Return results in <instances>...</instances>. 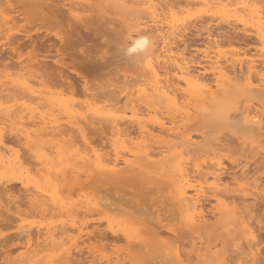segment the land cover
<instances>
[{
    "label": "rangeland",
    "instance_id": "1",
    "mask_svg": "<svg viewBox=\"0 0 264 264\" xmlns=\"http://www.w3.org/2000/svg\"><path fill=\"white\" fill-rule=\"evenodd\" d=\"M3 1H0V133L4 141L0 144V155L3 157H0V159L6 160L5 156H7L6 161L9 162L6 163H8V165L10 164V166H7L5 161H3L5 165L2 164L0 160V185L1 183L5 185L4 187L2 185L0 186V264H28V262L29 264H36L37 262H43V260L44 263L42 264H46L45 261H47V258L48 261H50L49 264H59V256L56 258L57 254L62 253L61 255L64 254L63 256H66L65 251L67 250L72 253L70 260L72 259L73 261L75 258L79 259H77V261L74 260L75 264H78L80 260L81 263L79 264H131V229L133 228L145 231L151 228L158 231L160 235L159 240L156 239V241H160L159 249H163L162 251L159 250L160 255L162 253V255L164 254L167 256V254L169 255L172 252L171 256L175 258L174 250L176 249L179 254L181 252L180 255L182 259H184L186 254L194 259L195 256L192 252V248H195L194 246L197 242L196 246H200L202 243L203 246L208 245L214 248V250L210 248V252H217V249L222 248L219 251H223L226 255H224L225 261L228 264H264V196L261 197V193L256 195L257 198L250 196L248 199H245L240 192L235 195H232V192H226L231 196L227 197L225 201L235 200L234 203H236L237 206L239 205L238 207L242 210V215L246 217H244L245 221H248L247 224L253 228L250 227L251 231L248 233L245 228L242 229V226L228 224V219L223 217L224 215H217L218 219L216 216L212 217L213 205L217 202L212 198L210 190L204 187L206 194L201 197V203L204 213L206 214L207 212V217L212 219L208 221L209 223L212 222V225L209 228L202 229L200 232L202 234H200L199 238L196 233L192 234L189 229H187L188 227L184 225L182 216L186 210H181L182 207L179 208V205L173 198V189L178 186L177 184L180 180L176 172L178 170V164L182 159V162L184 161L182 166L186 168V174H188L187 178L191 180L189 183L185 182L184 186L197 183L201 178L200 174L203 175L208 171L205 169L206 165L209 167L211 166V170L213 168L212 162L220 159L223 163L221 175L224 180H230V175L234 176V174L235 176L239 175V177H245L246 180L248 179L247 182L249 183L252 181L251 179L258 178L262 181L264 188V135L257 134L255 131L253 133V131L248 130L246 127L248 124L243 119V115L247 109H253L259 112L264 119V93H262V91L264 92V85H258L259 83L254 84L252 88L254 91L245 87V81L249 76H264V43L257 41V35L254 31H251L252 29H249L251 27L249 25L250 23H247V25H245L246 28H244L236 19L220 16L218 11H221L222 5L213 7V5H215L213 4L214 0L208 1L209 3H206L205 0H198L197 3L195 2L189 8L195 9V12H192V10L189 11V9H187L189 12L187 10L185 12L187 7L185 8L182 5H178L179 2L182 3L181 0L171 1V3L175 1L178 2L177 4L174 3L176 6L178 5V7L175 6V8L172 6L174 7V17L178 15L179 19L187 25H185L187 28L185 27L182 29L183 33H185V31L186 33L178 40L176 39V43L173 44L174 46L172 45L173 49L174 47L179 48L180 50L178 51L180 52H185L186 49L187 52L189 51L188 53L185 52L187 56L190 55L193 58L195 57L194 59L196 61H200L203 60L201 58L204 54L202 50H205L203 49L205 47L204 44L211 38V40L214 41V50H219L222 54L223 64L228 66L232 59L239 57L243 59V61H241L244 63L252 59V64L255 66L253 70L255 73L251 71L252 73L250 72L249 74V71H245L246 69L243 68L245 71L243 73H245V75H241L239 72V62L237 61L238 63L235 65V70L238 72L236 74H239L242 80H237V78L236 80L234 79L235 82L232 83L233 85L229 84L228 87H223L221 91L219 90L220 92L217 91L215 95L212 97L210 96L208 101L206 99L208 103L204 100L203 105L202 101L200 105H198V101L200 100H189L182 91V93L180 91L177 93L179 97L180 94L184 95L182 98L178 97V105L188 107L191 112L196 114L193 116V113H191L186 124L179 129L180 132L190 131L193 135L194 139L191 144L185 145L182 144L183 141L178 143L180 136L172 139L171 136L165 137L163 133L155 129L151 132L153 135H148V139L145 141L147 137L142 138L143 135H139L140 133H138L139 131L135 123L138 118L142 122L145 121L144 123L148 124L147 126L149 128L153 126V112L150 111L151 113H149L145 100L137 98L138 88L144 85L149 88L148 84L151 83L150 74L143 65H145L149 56L153 55L154 59L158 54H163V49L159 45V36L149 25L152 24L149 18L151 13L149 15L145 13L146 10H144L142 6V9L138 7L135 1H132L131 7L133 8L130 9L131 11L128 9L130 12L128 13L125 9V11H123L122 8L120 9V7L116 8V6H113L111 0H83L84 2L82 0L80 2L77 0H48L51 1L49 3L50 6L46 1L45 3L47 5L42 3L43 6H47H44L47 9L50 7V10L44 9V11H48H45L46 14L48 13V15H50V17L47 18V15L44 17L42 14L35 15L34 13L31 14L26 11L8 9L9 6L6 5V2V4H4ZM155 1L158 2L157 6L161 5V9L157 7L159 12H161L160 16L155 18V24L157 23L159 27L161 25L165 26L164 30H167V24H164L165 22L162 24V21L165 20L162 14L163 12L167 14L166 17L168 19L165 21H168V9L164 8L163 10L166 9L167 11H162V7H164V5L167 7L166 3L169 4L170 2L163 0L165 2L167 1L163 4L161 2L162 0H154V2ZM211 1L213 5H211ZM226 1L228 2V0H223L222 3L224 4ZM229 1L233 2L234 0ZM235 1L231 5L233 8H236V5L237 7L241 5L240 2L236 4ZM252 1L258 2L259 4L262 2L260 5L264 7V0H248L249 3H252ZM11 2H13V0ZM1 3H3L2 5L4 7H2ZM210 5L212 6L210 9L206 7H210ZM179 6H182L181 8H183V10H180L181 8L178 9ZM231 6L227 5L226 8H232ZM44 7H42V9ZM134 8L139 9L138 11H134ZM216 9L217 11H215ZM240 9L237 10L240 11ZM175 12L180 13L176 14ZM182 12H184L185 15L183 14L181 16ZM216 16L218 17L215 19ZM2 18H4L3 20L7 18L9 21L7 22L8 24L1 23V21H3ZM245 19L249 21L247 15ZM136 21L140 22L139 26L135 25L134 22ZM187 21L190 22L188 23ZM146 22L149 23L146 24ZM224 22H226V25ZM232 24L234 26H232ZM139 28L140 30L146 28L145 34L152 43V46L151 43L149 45L151 47L149 51L152 50V53L147 52V55L143 53L144 55H137L138 57L126 56L125 50L127 48L126 46L130 43V36L133 35V37H135V32ZM235 29L236 31H234ZM209 30L211 32H209ZM212 32L215 34H211L209 37L208 33ZM128 35L129 37H127ZM33 41L35 44L37 43V46L34 45ZM30 43L33 45L31 46ZM49 44L52 46L48 47ZM176 48L175 50H177ZM234 52H239V56ZM154 53H156V56ZM225 55L228 56L226 57ZM140 56L144 59L142 58V60ZM224 57L226 59L228 58L227 62ZM161 58L159 59V74H161L159 78L162 82L167 83L166 80H170L169 82H171L174 78V71L170 68L172 65L169 66V64L172 63L171 61H165V63L161 61L163 60ZM230 58L232 59L229 60ZM34 60H39L42 64H48L51 72H53L54 68H60L63 77H66L67 80L65 79L62 81L55 75L51 78L45 77V79L42 80L38 76L29 73L26 74L25 69L20 68L19 61L33 62ZM155 61L157 62V59H155ZM142 62H144V64ZM192 63H194V61ZM194 65L195 64H192L191 67L197 70L198 66L193 67ZM243 67L246 68V65H243ZM169 69L171 71H169ZM198 70H201V67L198 68ZM56 72H54V74ZM206 76L212 79L210 73ZM242 76L244 78H242ZM7 80H16L15 82H19V84H21V81L22 83L25 81L29 88L23 89L21 85L8 86L9 84H6ZM3 83L6 84L11 91L10 89L2 90V88H5ZM258 87L262 91H256ZM93 95L94 98L92 97ZM56 98L59 99L56 101ZM157 103L158 105H156ZM157 103H155V106L158 109H156L158 117L160 116L165 120H168L171 116V118H174L175 116L173 117V115L178 117L179 112H175V109V111L170 109L173 113L170 112L164 101L157 100ZM95 104L97 108L103 105L104 108L110 107V112H114L113 115L116 116L120 127H125V132H127L124 133V131H122L119 135L112 133L113 131L107 115H95V112L91 113L93 118H91L89 114L87 115L88 120L91 119V121H93L94 127H102L101 133L95 132L94 134V129H92V134L91 130V132L88 131V137L95 138H89L90 140H95L91 141V146L100 154V157L103 155L104 157L113 158L116 156L115 153L118 152L117 155L120 154L118 155L119 157L123 156L131 161L132 169L130 167L125 168L126 171L118 176V179L113 181L105 180L106 178L104 179L102 174H96L98 168L96 171L94 162H92L93 159H91L89 155L92 154L93 151L87 144L82 142L78 135L60 136L51 131L53 123L42 125L43 123L39 122V117H37L39 113H42L43 115L45 114L44 117L46 120L56 119L55 121H58L60 127L74 129L70 119L78 116L76 113L80 110L84 112L82 108H87V105L97 109L94 106ZM196 106L199 107V109L196 108ZM200 106H202V109ZM103 107L102 109H104ZM133 109H135V111L137 110V117L133 116L131 112ZM194 111L197 112L195 113ZM30 113L34 114L35 117L27 118L31 115ZM73 113L76 114V116H74ZM167 125L170 126L171 123ZM43 126L46 128H43ZM187 126L189 129L184 130ZM42 129L48 132L46 135H42L39 141L45 143L43 147L46 152L42 150V147L37 145V142L36 145L32 143V146L27 148L28 146L26 147L23 143L24 140L22 135L29 133L30 138L32 137L31 139L36 140V135L43 132L41 131ZM14 133H18L21 136L19 141L10 139ZM90 134L92 136H90ZM182 136L181 137L185 139L184 135ZM201 137L203 138L201 139ZM260 139L261 141H259ZM141 140L145 141L144 143L147 146ZM160 140L169 142H163L162 144ZM164 143L168 146V149L171 148L170 151ZM161 144L166 147L165 150H167V152L164 150L163 146H160ZM153 146L154 149H151ZM159 146L161 149L163 148L164 151H162ZM38 147H40V149H38ZM57 147L59 150L55 153ZM185 148L188 153H182V156L181 154H177V152ZM141 149L142 153L140 152ZM147 149L154 151V153L156 152V155L152 156L150 159L143 157V152ZM159 149L162 152H160ZM84 151L86 153L88 152L87 154L89 155L86 164L88 167V175H92L90 178L88 175H81L80 179L83 181L82 185H67L51 180V173L62 167V169L68 171L73 162H78L80 156H85ZM60 152H62V154H60ZM39 153L44 155L48 153L47 158L50 157L48 160L53 161L48 162L47 160L46 166H42L36 162L38 160L35 161V158L38 159L37 156H40ZM72 153L76 155L73 157ZM68 154H70L71 157H69ZM93 155L94 154L91 155L92 158L94 157ZM13 156H17V158L20 159H16V161L14 157L15 164L11 161ZM72 157H76L75 160L72 159ZM67 158L72 161H69V166L67 164ZM18 161L20 164L22 163V165L19 166ZM55 161L57 162L55 163ZM106 162L107 161H103V163ZM145 164L147 165L145 166ZM196 164L200 165V172L195 170ZM124 165V163H120L118 168H122ZM4 167H7L6 169L8 170ZM9 167H15V170ZM20 167H22V170ZM42 167H49V170H46L47 173L43 171L46 168ZM65 167H68V169ZM51 169L52 171L54 169V171H50ZM57 172H60V170ZM67 174V179H70V173L65 172V175ZM172 175H174L175 178ZM20 177L24 178L26 185H22L19 180ZM176 178L178 182H176ZM8 179L14 180L10 182ZM15 179L17 181H15ZM45 179H48L47 182ZM6 181L8 182L4 183ZM49 181H51V183H49ZM171 187L173 191H171ZM189 193L192 194L193 192L189 190ZM40 195L43 196L41 197ZM30 196H33L35 200L43 198L44 200L40 201H44V206L40 205L41 207H37L38 205H36L37 203L35 202L31 204L32 200H29L31 198ZM57 201L59 203L56 204ZM60 203L63 204L61 205ZM60 205L61 208L59 207ZM84 225L86 228L80 232L79 227ZM64 227L67 228V234L58 233L56 230V228L59 229ZM49 228H51V230ZM111 228L116 232H112ZM53 229L54 234L58 233V236L60 235V237H55L56 234L54 236L55 239L53 237V241L59 246L56 247V244L52 241L54 245L49 249L51 250L49 252L46 246L50 248L51 243L50 245L48 243L51 238L45 239L42 237H45L44 234H50L49 232L53 231ZM26 230L28 234H30V237L33 236V238L31 237L30 239L32 242L29 244V240L27 239V241L25 238L27 235L22 237V234L27 233ZM39 231L42 233H40L42 237L39 236ZM85 232L87 234H85ZM37 234L38 236L36 237L38 239H36V237L34 238ZM143 235L145 237H151V234L146 233ZM39 237H41V239ZM88 237H90V239H88ZM56 239L58 240L56 241ZM42 241L43 243H41ZM46 241L48 245L45 244ZM163 243L165 244L161 245ZM35 244L37 246H35ZM39 244H43V246ZM34 250L37 254L34 253L35 256L33 257H36V259L34 258V260L32 259L31 261L30 258L34 255H31V253L34 252ZM22 252L24 254L27 252L25 255H30V258L28 259V256L26 257L24 254H21ZM39 252H41V259L38 256ZM210 252L208 251V253ZM44 256H46V258ZM169 256H167V258H169ZM108 257L110 259H107ZM206 257L203 258V262L201 261L202 264H210L213 261L214 262L211 264H217L219 262V259L215 256H213L215 259H212L213 261L211 262H209V260H211L208 258L209 256ZM55 258L58 259L57 263L54 261L56 260ZM25 260L29 261L26 263ZM109 260H111V263ZM146 261L148 262V260ZM173 261L174 260H170L169 264H173L170 263ZM226 262L224 263L226 264Z\"/></svg>",
    "mask_w": 264,
    "mask_h": 264
},
{
    "label": "bare ground",
    "instance_id": "2",
    "mask_svg": "<svg viewBox=\"0 0 264 264\" xmlns=\"http://www.w3.org/2000/svg\"><path fill=\"white\" fill-rule=\"evenodd\" d=\"M1 2L3 1V0H0ZM12 0H5V1H3V3L4 4H6L7 6H9L8 7V9L9 8H11L12 10H17V11H26V12H28V13H34L35 15H40V14H42L44 17L47 15V18H49L50 17V15H48V13L46 14V12H48V11H44V9L47 7L46 5V3H48V5H49V3L51 2V1H48V0H13V2H11ZM45 1H46V3H45ZM77 1H81V0H77ZM83 1V0H82ZM132 1H135V3H136V5L138 6V7H140L141 8V6H142V8L144 9V10H146V12L145 13H147L148 15L150 14V16H149V18H150V21L152 22V24H149L150 25V27H151V29H153V30H155L156 32H154V33H156V34H158V36H159V41H160V46H161V48L163 49L162 51H163V54H158L157 56L155 55L156 53H154V55L156 56L154 59H153V55L152 56H149V58H148V60L146 61V58H145V65H143V67L144 68H146V71H148L149 72V74H150V79H151V83L150 84H148L149 85V88H147V86H143V87H141L140 86V88H138V96H137V98H139V99H142V100H145V102L147 103V108L149 109L148 111H149V113H151V112H153V116H152V125L153 126H151L152 128H149L147 125L148 124H146V123H144V122H142L141 120H139L138 118H137V120H136V125H137V128H138V133H140L139 135H141L142 136V138L143 137H147L148 135H153L151 132L155 129V130H157L158 132H160V133H163L164 135H165V137L166 136H168V137H172V139L173 138H178L179 136V141H178V143H181L182 141V144H185V145H187V144H191V142L193 141V135L190 133V131H185V132H180L179 131V129H180V127L181 126H183V125H185L186 124V122H187V120L189 119V117H190V115H191V113H193V112H191V110H190V108H188V107H185V106H179L178 105V99L181 97L182 98V96H186V97H188V99L190 100V99H197V100H200V101H198L199 102V104H198V102H197V104L198 105H200V103H201V101H202V105L204 104V100L206 101V99H207V101H208V98L211 96H213V95H215V93H217V91H221V89L223 88V87H225V86H227L228 87V85L229 84H231V85H233L232 83H234L235 82V80H236V78H237V80L238 79H241V76L239 77V74H236L237 72H236V70H235V65H236V63H238L239 62V68H240V73H241V75H245V73H243V72H245V71H249V74H250V72L252 71V72H254L253 70H254V65L252 64L253 62H252V59L251 58H249V59H251V60H248V59H246V60H248L246 63H244V62H242L243 61V59H240L239 57H235L234 55V59H232V58H230L229 60H231L230 62L231 63H229L228 64V66L227 65H225V64H223L222 63V54H221V52L219 51V50H214V41L213 40H211V38H210V40H209V38H208V40L209 41H207L205 44H204V48L203 49H205V50H202V52L204 53L203 54V56H202V58L201 59H203V60H200V61H196L193 57H191L189 54V56H187L186 55V53L185 52H187V50L185 49V52H180V51H178V50H180L179 48H176V47H174V49H173V44H175L176 43V41L183 35V34H185L186 33V31H185V33H183V30L182 29H184L187 25H186V23H183V21L181 20V19H179V17H178V15H177V17H174V7L176 6V4L178 3L177 1H175L174 3H176V4H174V3H171V1L173 2V0H167V1H169L170 3V5L168 4V3H166L165 1H161L163 4L164 3H166V5H167V7H165V5H164V7H162V11H165L166 9H168V14H169V20L168 21H165V20H167L168 18L166 17L167 16V14L165 13V12H163V14L162 15H164V21H162V24L164 23V24H167V26H166V28L168 27V29L167 30H164L165 28V26H158L157 25V23L155 24V21H156V19L155 18H157L158 16H160V12H159V9L157 8V7H160V6H157V3L158 2H154V0H111V2L113 3L112 5L113 6H116V8L117 7H120V9L122 8L123 9V11H127L128 13H130L129 11H131L130 9L131 8H133V7H131V4H132ZM178 1H180V0H178ZM182 1V3L181 2H179L178 3V5H182L183 7H187L186 9H185V12H186V10L187 9H189L190 7H191V5H193L195 2L197 3V1L198 0H181ZM206 1V3H209L208 1H210V0H205ZM204 1V2H205ZM222 1L223 0H214V3L213 4H215V5H213L212 4V1L210 2L211 3V5H213V7H217V6H219V5H222V9H221V11H218V13H220V16H225V17H227V18H229V17H231V18H234V19H236L237 21H239L243 26H244V28H246L245 27V25H247V23H250L249 25L251 26H249L250 28L249 29H252L251 31H254L255 32V34L257 35V41L258 42H261V43H264V7H263V5H260V4H262V2L259 4L258 2H253L252 1V3H249L248 2V0H239V1H235L236 2V4L238 3V2H240L241 3V5L239 6V7H237V5H236V8L234 7H232L231 5H232V3H234V1L232 2V1H229L228 0V2L226 1V3H222ZM257 1H261V0H257ZM6 2V3H5ZM84 2V1H83ZM3 3H1V5L3 4ZM46 4V5H44V6H46V7H44L43 6V4ZM156 3V4H155ZM161 3V4H162ZM181 3V4H180ZM205 3V4H206ZM249 3V4H248ZM52 4V3H51ZM163 4H162V6H163ZM5 5V6H6ZM169 5V6H168ZM178 5L176 6V7H178ZM206 5H208V4H206ZM210 5V7L209 6H206V7H208L209 9L212 7ZM227 5H229V6H231L232 8H226V6ZM239 5V4H238ZM7 6H6V8H7ZM44 7L43 9H42V7ZM50 6V5H49ZM48 6V7H49ZM132 6H135V5H132ZM172 6H174V7H172ZM181 6V7H182ZM233 6H235V5H233ZM2 7H4L3 5H2ZM60 7V6H59ZM171 7H172V10H171ZM175 7V8H176ZM180 6H179V8L178 9H180L181 8ZM64 8V7H63ZM127 8V9H126ZM141 8V9H142ZM164 8H166L165 10H163ZM193 8V7H192ZM205 8V7H204ZM219 8V7H218ZM217 8V9H218ZM10 9V10H11ZM47 9V8H46ZM59 9H61V8H59ZM69 9V8H68ZM119 9V8H118ZM125 9V10H124ZM128 9H129V11H128ZM139 9V8H138ZM138 9L137 8H134L133 10L135 11H138ZM160 9H161V7H160ZM205 9H207V8H205ZM204 9V10H205ZM209 9H208V11H209ZM217 9L215 10V11H217ZM240 9V11H238V10ZM0 10H1V7H0ZM47 10H50V7H49V9H47ZM170 10V11H169ZM177 10V9H176ZM175 10V11H176ZM180 10H183V8H181ZM180 10H178V11H180ZM190 10H192V12L194 11L195 12V9H189V11ZM212 10V9H211ZM44 11V12H43ZM58 11V10H57ZM143 11V10H142ZM159 13H158V12ZM167 11V10H166ZM188 11V10H187ZM188 11V12H189ZM199 11V10H198ZM198 11H196V12H198ZM143 12V13H144ZM181 12V11H180ZM180 12H177V13H180ZM205 12V11H204ZM37 13H39V14H37ZM44 13V14H43ZM176 13V12H175ZM176 13V14H177ZM50 14V13H49ZM146 14V15H147ZM166 14V15H165ZM184 14V12H182L181 13V16ZM185 15V14H184ZM246 15L248 16V19H249V21H246L247 19H245V17H246ZM152 16H153V18H152ZM198 16V15H197ZM196 16V17H197ZM209 16V15H208ZM207 16V17H208ZM211 16H213V15H211ZM39 17V16H38ZM218 16H216L215 17V19L217 18ZM40 18V17H39ZM42 18V17H41ZM131 18V17H130ZM152 18V19H151ZM183 18V17H182ZM203 18V17H202ZM202 18H200V19H202ZM205 18V17H204ZM203 18V19H204ZM211 18H213V17H211ZM230 18V19H231ZM4 18H2V20H3ZM140 19V18H139ZM161 19H162V17H161ZM161 19H159V20H161ZM206 19V18H205ZM159 20H157V21H159ZM191 20V19H190ZM208 20V19H207ZM210 20V19H209ZM203 21V20H202ZM231 21V20H230ZM7 22H9L8 21V19L7 18H5V20H3V21H1V23H3V24H8ZM185 22V21H184ZM188 22V21H187ZM190 22V21H189ZM188 22V23H189ZM205 22V21H204ZM135 23V25L136 26H139L140 24V22L139 21H136V22H134ZM147 23H149V22H146V24ZM220 23V22H219ZM226 22H224V24H225ZM228 23H230V22H228ZM235 23V22H234ZM141 24H143V23H141ZM145 24V23H144ZM191 24V23H190ZM223 24V23H222ZM133 25V24H132ZM131 25V26H132ZM135 25H134V27H135ZM186 25V26H185ZM221 25V24H220ZM226 25V24H225ZM1 26V25H0ZM211 26V25H210ZM221 26H223V25H221ZM232 26H234L233 24H232ZM236 26V25H235ZM183 27V28H182ZM204 27V26H203ZM227 27V26H226ZM229 27V26H228ZM187 28V27H186ZM189 28V27H188ZM210 28V27H209ZM231 28V27H230ZM229 28V29H230ZM233 28V27H232ZM237 28V27H236ZM240 28V27H239ZM238 28V29H239ZM146 29V28H145ZM145 29H142V30H140V28L135 32V37H133V35H131L130 36V43H129V45L131 44V42L134 40V39H136V38H138V37H140V36H147L146 34H145V32H146V30ZM208 29V28H207ZM225 29V28H224ZM227 29V28H226ZM243 30H245V29H243ZM248 30V29H247ZM234 31H236V29L234 30ZM233 31V32H234ZM250 31V30H249ZM209 32H211L210 30H209ZM153 33V34H154ZM234 33H236V32H234ZM213 35V34H215V33H208V35H209V37H210V35ZM243 34V33H242ZM155 35V34H154ZM238 35V34H237ZM127 37H129V35L127 36ZM148 37V36H147ZM184 37V36H183ZM182 37V38H183ZM187 37V36H186ZM213 38V37H212ZM177 39V40H176ZM214 39V38H213ZM184 41V40H183ZM213 41V42H212ZM32 42V41H31ZM205 42V41H204ZM33 43H34V41H33ZM159 43V42H158ZM30 45L32 46L33 44H31L30 43ZM34 45H36L37 46V43L35 44L34 43ZM129 45H127L126 47H128ZM173 45V46H172ZM178 45V44H177ZM176 45V46H177ZM50 46H52L51 44H49L48 45V47H50ZM151 46H152V43H151ZM154 46V45H153ZM182 46H184V45H182ZM47 47V48H48ZM33 48H34V46H33ZM46 48V49H47ZM151 47L149 46L148 48H147V50L144 52V54H146L147 55V52H150V53H152L151 51H149V49H150ZM155 48V47H154ZM175 48L177 49V50H175ZM184 48H186L185 46H184ZM264 48V47H263ZM197 49V48H196ZM199 50V49H198ZM189 52V51H188ZM187 52V53H188ZM193 53V52H192ZM235 53V52H234ZM244 53V52H243ZM143 53H142V55H144ZM224 54H225V52H224ZM231 54V53H230ZM233 54V53H232ZM235 54H237V56H239L238 54H239V52L238 53H235ZM259 54V53H258ZM140 54H138V56H139ZM149 55V54H148ZM151 55V54H150ZM161 55H162V58H161ZM243 55V54H242ZM246 55V54H245ZM138 56H136V57H138ZM226 56V55H225ZM228 56V55H227ZM226 56V57H227ZM230 56V55H229ZM233 56H231V57H233ZM241 57V56H240ZM252 57H253V55H252ZM140 58L142 59L143 57L142 56H140ZM163 59V60H161V61H171V63L172 64H169V66L170 65H172V66H170V68L174 71V78H173V80L171 81V82H169V81H167L166 80V82L167 83H165V82H162L161 80H160V76H161V74H159V66H160V60L159 59ZM241 58H243V57H241ZM254 58V57H253ZM144 59V58H143ZM142 59V60H143ZM154 61H153V60ZM155 59H157V62L155 61ZM194 59V60H193ZM200 59V58H199ZM224 59H225V61L227 62L228 60V58L226 59L225 57H224ZM255 59V58H254ZM242 60V61H241ZM194 61V63H192ZM196 61V62H195ZM238 61V62H237ZM256 61V60H255ZM144 62H142L143 64H144ZM153 62H156V63H153ZM225 62V63H226ZM166 63V62H165ZM19 64H20V68L21 69H25V73L27 74V73H29V74H32V75H34V76H38V77H40L42 80H44L45 79V77H48V78H51L53 75H55L56 77H58L59 79H61L62 81L63 80H67V78L66 77H63V73H62V70L60 69V68H54L53 69V72H51V69L49 68L50 66L48 65V64H46V63H43L42 64V62H40L39 60H34L33 62L32 61H26V62H23V61H19ZM192 64H195L193 67H195V66H198V68H200L201 67V70H198V68H197V70H195L194 68H192L191 66H192ZM227 64V63H226ZM230 65V66H229ZM243 65H246V68L245 67H243ZM246 69L245 71H244V69ZM257 68V67H256ZM48 70H50V71H48ZM57 71V72H56ZM169 71H171L170 69H169ZM54 72H56L55 74H54ZM251 72V73H252ZM258 72V71H257ZM211 74L212 75V79H209V77L208 76H206L207 74ZM243 73V74H242ZM255 73V72H254ZM253 73V74H254ZM6 75H7V73H6ZM255 75V74H254ZM152 77V78H151ZM11 78V77H10ZM242 78H244L243 76H242ZM13 79V78H12ZM19 79V78H18ZM149 79V80H150ZM168 79V78H167ZM235 79V80H234ZM234 80V81H233ZM242 80V79H241ZM16 81V80H15ZM14 80H7V83L6 84H9L8 86H19V85H21L22 86V88L24 89V88H29V87H27V85H26V83H25V81H23V83H22V81H21V84H19V82H15ZM148 81V80H147ZM69 83V82H68ZM259 83V84H258ZM4 84V83H3ZM3 84H2V86H3ZM6 84H4V86H5V88H2V90H9L10 88H8V86L6 85ZM254 84H258V85H264V76H259V77H252V75H251V77L249 76L247 79H246V81H245V87L247 88V89H252L253 87H254ZM1 85V84H0ZM230 85V86H231ZM1 86V87H2ZM3 86V87H4ZM229 86V87H230ZM233 87V86H232ZM12 88V87H11ZM18 88H20V87H18ZM246 88H244V89H246ZM13 89V88H12ZM256 89H258V90H256ZM255 90L256 91H262V90H260L259 89V87L258 88H256ZM262 89V88H261ZM232 90V89H231ZM10 91H11V89H10ZM13 91V90H12ZM183 92V94L181 95L180 94V97L177 95V93L178 92ZM219 91V92H220ZM251 91H254L253 89L251 90ZM181 92V93H182ZM103 93V92H102ZM256 93H258V92H256ZM262 93H264L263 91H262ZM262 93H260V94H262ZM100 94V93H99ZM259 94V93H258ZM97 96V95H96ZM42 97V96H41ZM93 98H94V95L92 96ZM102 97V96H101ZM104 97V96H103ZM179 97V98H178ZM37 98H38V96H37ZM92 98V99H93ZM96 98V97H95ZM41 99V98H40ZM57 99H59V98H56V101H57ZM46 100V99H45ZM61 100V99H60ZM157 100H161V101H164L165 103H166V107L168 108V110L170 111V112H172L171 110H173V111H175V112H179L178 113V117H176V115H173V117L174 118H169L168 120H165V119H163V118H161L160 116L158 117L157 115V108H156V106H155V103H157ZM196 100V101H197ZM53 101V100H52ZM59 101V100H58ZM98 101V100H97ZM206 101V102H207ZM210 101V100H209ZM90 102V101H89ZM55 103V102H54ZM57 103V102H56ZM208 103V102H207ZM94 104V103H93ZM196 104V105H197ZM156 105H158V103L156 104ZM85 106V105H84ZM96 108H97V106H96V104L94 105ZM104 106V105H103ZM102 106V107H103ZM65 107V106H64ZM82 107V106H81ZM87 108H82V109H84V112L82 111V110H80L78 113H76L78 116H76V114H74L73 113V115L74 116H76V117H74V118H71V119H73V120H71L70 119V122L71 123H73V125L72 126H74V129H72V128H65V127H60V125H58V121H55V120H53V119H49V120H46V118L44 117V115L42 114V113H39V115L37 116V117H39L38 119H39V122H42L43 124L42 125H46V123H53V126H51L52 127V132H54V133H56V134H58V135H60V136H62V135H68V136H73L74 134L75 135H78L79 136V138L82 140V142L84 143V144H87L89 147H90V149L93 151V153L92 154H94L93 156V158L91 157V155L92 154H89L90 155V158L91 159H93V161L92 162H94V168H95V170L97 171V173H96V171H95V173L96 174H102L103 175V178L105 179V180H108V181H113V180H115V179H118V176H120L123 172H125L126 170H125V168H127V167H132L131 166V161L130 160H128L127 158H124L122 155V157H119L118 155H120V154H118L117 155V153H115V157H113V158H111V157H104L103 155H101V157H103V158H101L100 157V154L99 153H97L94 149H93V147L91 146V141H95V140H92V139H95V138H92V137H88L89 135H88V131H90L91 132V134L93 133V130L92 129H94V134H95V132H98V133H101V128L102 127H100V126H97V127H94V123H93V121H91V119H89L88 120V117H87V115L89 114L90 116H91V113H94L95 115H101L102 114V116H104V115H107V118H109V122H110V125H111V129H112V133H114V134H118L119 135V133H121L122 131H124V133H127V132H125V127L124 128H121L120 127V124H119V122H118V120H117V118H116V116L115 115H113V113L114 112H110L111 110V108L109 107V108H104V109H102V107H100V108H97V109H94L93 107L91 108L90 107V105H87L86 106ZM108 107V106H107ZM191 107V106H190ZM201 107V109H202V106H200ZM204 107V106H203ZM57 108V107H56ZM55 108V109H56ZM196 108H198L199 109V107H197L196 106ZM89 109V110H88ZM91 109V110H90ZM157 109V110H156ZM171 109V110H170ZM175 109V110H174ZM192 109V108H191ZM198 109H196V110H198ZM200 109V110H201ZM207 109V108H206ZM79 110V109H78ZM86 110V111H85ZM88 110V111H87ZM94 110V111H93ZM147 110V109H146ZM70 111H72V110H70ZM89 111H90V113H89ZM92 111V112H91ZM137 111V110H136ZM135 111V109H133V111L131 110V112H132V114H133V116L134 117H137L138 115H137V112ZM151 111V112H150ZM205 111V110H204ZM56 112V111H55ZM73 112V111H72ZM87 112V113H86ZM169 112V113H170ZM195 112V111H194ZM197 112V111H196ZM195 112V113H196ZM202 112V111H201ZM28 113V112H27ZM31 113H33V112H31ZM30 113V114H31ZM70 113V112H69ZM173 113V112H172ZM203 113V112H202ZM29 114V115H30ZM35 114H37V113H35ZM68 114V113H67ZM94 114H92V115H94ZM12 115V114H11ZM25 115V114H24ZM24 115H23V117H24ZM54 115V114H53ZM70 115V114H69ZM196 114H194L193 113V116H195ZM262 114H260L259 112H257V111H254L253 109L251 110V109H247V111L245 112V114L243 115V119H244V121L248 124L246 127H247V129L248 130H250V131H253V133H254V131L257 133V134H260V135H264L263 134V126H264V119L262 118V116H261ZM26 116H27V114H26ZM68 116V115H67ZM197 116H198V114H197ZM20 117H22V116H20ZM22 117V118H23ZM34 118L35 117V115L34 114H31L29 117H27V118ZM52 117V116H51ZM95 117V116H94ZM106 117V116H105ZM47 118H49V117H47ZM70 118V117H69ZM91 118H93V116H91ZM101 118H103V117H101ZM100 118V119H101ZM176 118H178V119H176ZM192 118V117H191ZM24 119V118H23ZM99 119V118H98ZM131 121V120H130ZM178 122V123H177ZM169 123H171V125L169 126V125H167V124H169ZM177 123V124H176ZM43 128H46L45 126H43ZM189 128H188V126L184 129V130H188ZM41 131H43V132H41V133H38L37 135H36V137H35V139L36 140H34V139H31L30 138V134L29 133H25V134H23L22 135V137H23V143L26 145V147L27 148H29V147H31L32 146V143L34 144V145H36V142L38 143L37 145L38 146H40V147H42V150H44V147L43 146H45V143L43 142V141H41V142H39L40 140H41V138H42V135H46L48 132L45 130V129H42ZM127 131V130H126ZM263 131V132H262ZM89 132V133H90ZM90 134V136H92ZM182 135H184V137H185V139H183L182 137ZM155 136V135H154ZM182 136V137H181ZM197 136V135H196ZM254 136V135H253ZM94 137V136H93ZM99 137V136H98ZM255 137H256V134H255ZM89 138H92L91 140L89 139ZM141 138V139H142ZM203 137H201V139H202ZM8 139V138H7ZM10 139H12L13 141H19V139H21V136L18 134V133H14L12 136H11V138ZM146 139H148V137L147 138H145V141H146ZM150 139V138H149ZM154 139V138H153ZM6 140V139H5ZM12 140H10V141H12ZM169 140V139H168ZM0 141H2V142H0V144L1 143H3V141H4V138H3V136H2V134L0 133ZM141 141H143V140H141ZM145 141H143V143L145 142ZM162 140H160V142H161ZM259 141H261V139L259 140ZM157 142H158V140H157ZM163 142H165V143H167V142H169V141H167L166 142V140L165 141H162V144H163ZM19 143V142H18ZM164 143V145L167 147V149H168V146L166 145ZM21 144V143H20ZM60 144V143H59ZM145 144V143H144ZM151 144V143H150ZM157 144V143H156ZM160 145V146H163L164 147V150H165V146L164 145ZM193 144V143H192ZM48 145V144H47ZM58 145V144H57ZM57 145H55V146H57ZM146 145V144H145ZM173 145V144H172ZM214 145V144H213ZM220 145V144H219ZM223 145V144H222ZM147 146V145H146ZM159 146V147H160ZM170 146V145H169ZM189 146V145H188ZM25 147V146H24ZM25 147V148H26ZM40 147H38V149H40ZM141 147V146H140ZM170 147H172V146H170ZM193 147V146H192ZM219 147V146H218ZM2 148V147H1ZM47 148V147H46ZM61 148V147H60ZM148 148V147H147ZM151 149H154V146H153V148L151 147ZM155 149H156V147H155ZM160 149H161V147H160ZM159 149V150H160ZM171 149V148H170ZM170 149H168L169 151H170ZM196 149V148H195ZM216 149H217V147H216ZM223 149V148H222ZM57 150H59V148L57 147V149H55V153H56V151ZM117 150V149H116ZM162 151H164L163 150V148L161 149ZM160 150V152H162ZM185 150V151H184ZM187 149L185 148V149H183V150H180L179 152H177V154H181V156H182V153H185V152H187L186 151ZM219 150V149H218ZM1 151V150H0ZM39 151V150H38ZM45 151V150H44ZM44 151H40V152H44ZM64 151V150H63ZM166 152H167V150H165ZM182 151H184V152H182ZM37 152V151H36ZM46 152V151H45ZM59 152V151H58ZM85 152V151H84ZM84 152H83V154H84ZM140 152L142 153V149L140 150ZM157 152L160 154V152L157 150ZM4 153V152H3ZM50 153V152H49ZM88 153V152H87ZM86 152H85V156H80L79 158H78V162H80V163H78V162H73L70 166L71 167H69L70 169H68V167H65V168H67L68 169V171H66V169L64 170V169H59L58 168V170H55L54 171V169H53V171H52V169L50 170V171H52L53 173H48V174H50V176H51V180L52 181H54V182H57V183H62V184H67V185H69V184H79V185H82V182L83 181H81V179H80V176L81 175H85V176H87L88 175V167H87V164H86V162H87V160L89 159L88 157H89V155L87 154ZM141 153H139V154H141ZM144 154H143V157H145V158H147V159H150L152 156H154V155H156L155 153H154V151H150V149H147V150H145L144 152H143ZM157 153V154H158ZM188 153V152H187ZM201 153V152H200ZM34 154V153H33ZM40 154V153H39ZM60 154H62V152H60ZM60 154H58V155H60ZM65 154V153H64ZM63 154V155H64ZM87 154V155H86ZM122 154V153H121ZM138 154V155H139ZM198 154V153H197ZM36 155V154H35ZM34 155V156H35ZM47 155H48V153H47ZM47 155H44V154H40V156H37L38 157V159H36L35 157V161L36 160H38V161H36V162H38L39 164H41L42 166H46V162H47V160L48 159H50V155L48 156L49 158H47ZM57 155V154H56ZM56 155H55V157H56ZM72 155H73V157H74V155H76V154H74V153H72ZM124 155V154H123ZM165 155V154H164ZM2 155H0V157H1ZM66 156V155H65ZM64 156V157H65ZM68 156L69 157H71L70 156V154H68ZM136 156V155H135ZM189 156V155H188ZM191 156V155H190ZM264 156V155H263ZM6 157V160H7V156H5ZM11 157V156H10ZM14 157L15 156H13V158H12V160L11 161H13V164H15V162H14ZM32 157H33V155H32ZM61 157V156H60ZM67 157V156H66ZM72 157V159H74L75 160V158L77 157H75V158H73ZM156 157V156H155ZM1 158H3V157H1ZM94 158H95V161H94ZM101 158V159H100ZM16 159H19V158H17V156L15 157V160ZM64 159V158H63ZM68 160H67V164H68V166H69V161H71V160H69V158H67ZM100 159V160H99ZM1 160V162H2V164H4L5 165V163L6 162H9V161H6V160H2V159H0ZM20 160V159H19ZM58 160V159H57ZM80 160V161H79ZM183 160V159H182ZM182 160H181V162H179V164H178V170H177V174H178V176H179V178H180V180H179V183L177 184L178 186H176L174 189L171 187V191H173V193H174V196H173V198H174V200H175V202L179 205V208H181V210L183 209L184 211H185V213H184V211H183V216H182V218L184 219V225L186 226V227H188L187 229H189V231L193 234V233H196V235H197V237L199 238L200 237V234H202V233H200L201 232V230L203 229L204 230V228H209V227H211V223H209L208 221H210V219H209V217H207V212H206V214L204 213V211H203V207H202V203H201V197H203V196H205V194H206V191H205V188L204 187H206V188H208L209 190H210V192H211V196H212V198L217 202L215 205H213L214 206V208L212 209L213 211H212V217H215L216 216V218L218 219V216L217 215H219V216H223V217H226V219H228L227 220V223L228 224H234V225H238V226H242L243 228L242 229H244L245 228V230H247L246 232H250L251 231V226H249V224H247V222L248 221H245V219H244V217H245V215L243 216L242 215V210H240L239 208L240 207H238L237 206V204L236 203H234V201H225V199L227 198V197H230L231 195H228L226 192H232V195H235L236 193L238 194L239 192L240 193H242L243 194V196H244V198L245 199H248V197H250V196H253L254 198H257V196L256 195H259L260 193L262 194L261 195V197L262 196H264L263 195V193L264 192H261V191H264L263 189V185H262V181L261 180H259L258 178H253V179H251L252 181L249 183V182H247V180L245 179V177H239V175L238 176H235V174H234V176H232V175H230L231 176V179L230 180H224L223 179V177H222V172H221V170H222V165H223V163H222V161L220 160V159H217V161H215V162H212L213 164H212V166H213V168L210 170V167L209 166H207L206 165V167H205V169H207L208 171L207 172H203L202 174L203 175H201L200 174V176H201V178H200V180L197 182V183H195V184H189L188 186H184L185 185V182H188L189 183V181H191V180H188L189 178H187V175L188 174H186V168L184 167V166H182V163L184 162H182ZM3 161H5V163L3 162ZM17 161V160H16ZM50 161H53V160H50ZM49 160H48V162H50ZM65 161H66V159H65ZM103 161L105 162V161H107L106 163H103ZM57 161H55V163H56ZM62 162V161H61ZM64 162V161H63ZM72 162V161H71ZM70 162V163H71ZM91 162V163H92ZM12 163V162H11ZM78 163V164H77ZM110 163V164H109ZM122 164V163H124L125 165L121 168H118V166H119V164ZM154 163H155V161H154ZM7 164V166H10V164L8 165V163H6ZM18 164H19V166L20 165H22V163L20 164L19 163V161H18ZM38 164V165H39ZM48 164V163H47ZM51 165H53V164H51ZM50 165V166H51ZM92 165V164H91ZM147 164H145V166H146ZM209 165V164H208ZM57 166V165H56ZM59 166V165H58ZM52 167V166H51ZM90 167V166H89ZM138 167V166H137ZM5 169L7 168V167H4ZM10 169L12 168V167H9ZM14 168V170H15V167H13ZM12 168V169H13ZM42 168H46V167H42ZM91 168V167H90ZM202 168V167H201ZM20 169L22 170V167H20ZM40 169V168H39ZM38 169V170H39ZM93 169V168H92ZM132 169V168H131ZM175 169V168H174ZM6 170H8V169H6ZM13 170V171H14ZM43 170V169H42ZM41 170V171H42ZM46 170H49V167H47L45 170H43L44 172H46L47 173V171ZM60 170V172H57V171H59ZM63 170V171H62ZM136 170V169H135ZM195 170H197V171H201V169H200V165L199 164H196L195 165ZM210 170V171H209ZM42 171V172H43ZM167 171V170H166ZM165 171V172H166ZM175 171V170H174ZM12 172V171H11ZM19 172V171H18ZM26 172V171H25ZM43 172V173H44ZM65 172H68V173H70V179H67V176H68V174L67 175H65ZM101 172V173H100ZM144 172V171H143ZM13 173V172H12ZM26 173H29V172H26ZM138 173V172H137ZM19 174V173H18ZM17 174V175H18ZM147 174V173H146ZM171 174H173V173H171ZM170 174V175H171ZM233 174V173H232ZM20 175V174H19ZM45 175H47V174H45ZM164 175H165V173H164ZM175 175V174H174ZM174 175H172V176H174ZM14 176V175H13ZM89 176V178H90V176H92L91 174H89L88 175ZM241 176V175H240ZM10 177H11V175H10ZM17 177V176H16ZM15 177V178H16ZM42 177V176H41ZM225 177V176H224ZM13 178V177H12ZM19 178V177H18ZM17 178V179H18ZM95 178H97V177H95ZM94 178V179H95ZM120 178V177H119ZM174 178H175V176H174ZM50 179V178H49ZM101 179V178H100ZM161 179V178H160ZM5 180V179H4ZM10 180V182L11 181H13L12 179H8V181ZM20 182L22 183V185H26V182L24 181V178L22 177H20ZM46 180V179H45ZM48 180V179H47ZM47 180H46V182H47ZM8 181H6V182H4V183H7ZM15 181H17L16 179H15ZM99 181V180H98ZM1 182V181H0ZM173 182V181H172ZM175 182V181H174ZM176 182H178V180H177V178H176ZM195 182H196V180H195ZM49 183H51V181H49ZM28 184V183H27ZM53 184V183H52ZM1 185H2V183H1ZM0 185V186H1ZM3 187L5 186V185H2ZM28 186V185H27ZM170 186H172V185H170ZM175 186V185H174ZM25 187V186H24ZM9 188V187H8ZM6 189V188H5ZM28 189V188H27ZM173 189V190H172ZM1 190V189H0ZM9 190V189H8ZM7 190V191H8ZM189 190L191 191V192H193L192 194H190L189 193ZM1 192V191H0ZM172 193V192H171ZM2 194V193H1ZM41 197L43 196V195H40ZM256 196V197H255ZM31 198L29 199V200H32L31 201V204H32V202H35V203H37L36 205H38L37 207H39L40 205L42 206H44V201L42 202V201H40V200H44L43 198L42 199H39L38 197V199H34V197L33 196H30ZM40 197V198H41ZM50 197V196H49ZM223 197H224V199H223ZM233 197V196H232ZM252 197V198H253ZM260 197V198H261ZM54 198V197H53ZM47 199V198H46ZM45 199V200H46ZM241 199V198H240ZM56 200V199H55ZM54 200V201H55ZM98 202V201H97ZM100 202V201H99ZM34 203V204H35ZM52 203V202H51ZM57 203H59L58 201L56 202V204ZM34 204H33V206H34ZM53 204V203H52ZM61 204V203H60ZM63 204V203H62ZM61 204V205H62ZM247 204V203H246ZM55 205V204H54ZM59 205V204H58ZM61 205L59 206L60 208H61ZM40 206V207H41ZM84 206V205H83ZM85 207V206H84ZM246 207V206H245ZM242 208V207H241ZM242 209H244V208H242ZM245 210V209H244ZM244 212V211H243ZM246 218V217H245ZM249 218V217H248ZM212 220V219H211ZM250 221V220H249ZM215 222V221H214ZM216 223V222H215ZM209 224H210V226H209ZM252 224V223H251ZM250 224V225H251ZM227 225V224H226ZM253 226V225H252ZM251 227V228H250ZM80 228V232H82L85 228H86V226L84 225V226H80L79 227ZM50 230H51V228H49ZM150 230H139V229H137V228H133V229H131V264H169V261L170 260H174L173 262H170V263H173V264H197V263H200V264H202L201 263V261L203 260V258H205L206 256L208 257V258H210L211 260H209V262H211V261H213L212 259H215L213 256H215L216 258H218L219 259V262L217 263V264H225L224 262H226L225 261V254L223 253V251L222 252H220L219 250H221V249H217V252H210V248H212V247H210V246H203L202 245V243L200 244V246L198 245V246H196V244H197V242H196V244H195V248H192V252H193V254H194V259H192V257L190 256V255H187L186 254V259H185V257H184V259H185V261H184V259H182L181 258V252H180V254L178 253V251L175 249L174 250V257L175 258H173V256H171L172 254V252L168 255L167 253H169V252H167L166 254H167V256H169V258H167V256L166 255H162V253H161V255H162V257H161V255H160V253H159V245H160V241H156V239H158L159 240V235H160V233L158 232V231H155V230H153V229H151V228H149ZM253 229V228H252ZM56 230L58 231V233H62V234H67V228H59V229H57L56 228ZM244 230V231H245ZM27 231V230H26ZM48 231V230H47ZM111 231L112 232H116L114 229H112L111 228ZM206 231V230H205ZM24 232H25V230H24ZM54 232V229H53V231H51V232H49L50 234H44V232H43V234L45 235V237H42L41 235H40V231H39V236H41L42 238H51L50 239V241H49V245H50V243H51V246H50V248L48 247V246H46V245H48L47 244V241L45 242V246H46V249L47 250H49V249H51V247H53L52 245H54V244H56L55 243V241H53L54 239H55V237H57L58 236V233H56V234H54L53 233ZM189 232V233H190ZM47 233V232H46ZM51 233H53V234H51ZM151 234V237H145L143 234ZM38 234L37 235H35L34 236V238L36 237V236H38ZM42 234V233H41ZM80 234H84V233H80ZM85 234H87L86 232H85ZM246 234V233H245ZM24 235L26 236L25 238H26V240L28 241V244L30 243V242H32V241H30V239H31V237L33 238V236H31L30 237V234H28V231H27V233L26 234H22V237H24ZM32 235V234H31ZM43 235V236H44ZM56 235V236H55ZM246 235H248V234H246ZM55 236V237H54ZM21 237V238H22ZM41 237H39L40 239H41ZM53 237H54V239H53ZM58 237H60V235L58 236ZM129 238V237H128ZM247 238H249V237H247ZM36 239H38L37 237H36ZM88 239H90V237H88ZM155 239V240H154ZM196 239V238H195ZM33 240V239H32ZM58 239H56V241H57ZM249 240V239H248ZM43 241H44V239H43ZM43 241L41 242V243H43ZM54 242V244H53V242ZM203 241V240H202ZM206 241H208V240H206ZM247 241V240H246ZM39 242V241H38ZM155 242V243H154ZM157 242V243H156ZM75 243H78V242H75ZM159 243V244H158ZM209 243V242H208ZM61 244V243H60ZM63 244V243H62ZM165 243H163V244H161V245H164ZM31 245V244H30ZM40 246H43V244L41 245V244H39ZM75 245V244H74ZM202 245V246H201ZM211 245V244H210ZM248 245H251V244H248ZM25 246V245H24ZM35 246H37L36 244H35ZM56 247H58L57 246V244L55 245ZM54 246V247H55ZM62 246V245H61ZM214 246V245H213ZM20 247V246H19ZM28 247H30V246H28ZM48 247V248H47ZM250 247V246H249ZM163 248V247H162ZM28 249V248H27ZM35 249V248H34ZM43 249H44V247H43ZM59 249V248H58ZM204 249V250H203ZM213 250H214V248H212ZM32 250V249H31ZM40 250H42V249H40ZM45 250V249H44ZM53 250V249H52ZM81 250V249H80ZM163 250V249H162ZM162 250H160V251H162ZM46 251V250H45ZM45 251H44V253H45ZM51 250H49V252H50ZM58 251V250H57ZM165 251V250H164ZM208 251L210 252V253H208ZM220 252V255H221V257H220V255H219V252ZM32 252V251H31ZM41 252H43V251H41ZM41 252H39L38 254V256L40 257V259H41V257L42 256H40L41 254ZM48 252V251H47ZM66 253V256H63V255H61L60 253L59 254H57V256H56V258H58V256H59V264H75V261H77V259L75 258L73 261H72V259L70 260V258H71V254L72 253H70L68 250L67 251H65ZM78 252V251H77ZM77 252H76V254H77ZM81 252V251H80ZM192 252H191V255H192ZM27 253V252H26ZM25 253V254H26ZM35 253V250H34V252H32L31 253V255L32 254H34ZM212 253V254H211ZM222 253V254H221ZM9 254H11V253H9ZM21 254H24L23 252L21 253ZM24 254V255H25ZM35 254H37V253H35ZM35 254L34 255H32L31 256V258H30V255L28 256V254H27V256H28V259L30 258V260L32 261V259L34 260V258L36 259V257H33V256H35ZM47 254V253H46ZM73 254H74V252H73ZM4 255H8V254H4ZM23 255V256H24ZM44 255V254H43ZM48 255V254H47ZM46 255V256H47ZM51 255V254H50ZM75 255V254H74ZM79 255V254H78ZM225 255V256H224ZM22 256V255H21ZM26 256V255H25ZM24 256V257H25ZM26 256V257H27ZM46 256H44L45 258H46ZM211 256V257H210ZM224 256V257H223ZM5 257V256H4ZM7 257V256H6ZM33 257V258H32ZM48 257V256H47ZM50 257H52V256H50ZM206 257V258H207ZM213 257V258H212ZM55 258V259H56ZM74 258V257H73ZM171 258V259H170ZM227 258V257H226ZM22 259V258H21ZM50 259V258H49ZM95 259V258H94ZM107 259H110L109 257L107 258ZM163 259V260H162ZM165 259V260H164ZM168 259V260H167ZM23 260H24V258H23ZM27 260V259H26ZM25 260V261H26ZM47 261H45L46 262V264L48 263H50V261H48V258L46 259ZM58 259H56V260H54L56 263L58 262L57 261ZM79 260V259H78ZM146 260H148V262L146 261ZM167 260V261H166ZM228 260H230V259H228ZM227 260V261H228ZM29 261V260H28ZM28 261H26V263L28 262ZM30 261V262H31ZM81 261V260H80ZM79 261V263H81ZM165 261V262H164ZM193 261H194V263H193ZM241 261H243V260H241ZM250 261V260H249ZM17 262V261H16ZM22 262V261H21ZM20 262V263H21ZM34 262V261H33ZM52 262H53V260H52ZM109 262L111 263V260H109ZM192 262V263H191ZM203 262V261H202ZM214 262V261H213ZM213 262H211V263H213ZM24 263V262H23ZM37 263H44V260H43V262H37ZM36 263V264H37ZM78 263V264H79ZM102 263V262H101ZM210 263V264H211ZM28 264H29V262H28ZM33 264V263H32ZM226 264H228L227 262H226Z\"/></svg>",
    "mask_w": 264,
    "mask_h": 264
},
{
    "label": "clouds",
    "instance_id": "3",
    "mask_svg": "<svg viewBox=\"0 0 264 264\" xmlns=\"http://www.w3.org/2000/svg\"><path fill=\"white\" fill-rule=\"evenodd\" d=\"M150 39L147 36H140L134 39L131 44L126 48L125 55L135 57L138 54L144 53L150 45Z\"/></svg>",
    "mask_w": 264,
    "mask_h": 264
}]
</instances>
